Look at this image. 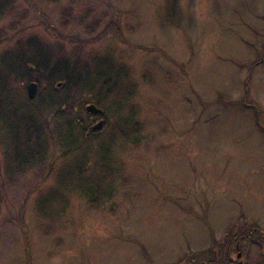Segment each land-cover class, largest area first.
I'll use <instances>...</instances> for the list:
<instances>
[{"label":"rangeland","instance_id":"374dc122","mask_svg":"<svg viewBox=\"0 0 264 264\" xmlns=\"http://www.w3.org/2000/svg\"><path fill=\"white\" fill-rule=\"evenodd\" d=\"M14 4L15 28L13 16L0 18L13 114L30 82L16 80L10 59L18 39L78 85L54 84L59 97L77 91L72 115L87 119L80 105L103 77L117 91L100 94L103 129L65 157L46 140L43 163L15 174L17 138L1 136L0 264H202L244 229L251 239L237 253L255 264L264 247V0ZM101 164L115 173L91 207L79 187Z\"/></svg>","mask_w":264,"mask_h":264},{"label":"trees","instance_id":"16d2710c","mask_svg":"<svg viewBox=\"0 0 264 264\" xmlns=\"http://www.w3.org/2000/svg\"><path fill=\"white\" fill-rule=\"evenodd\" d=\"M42 1L46 3H57L61 0ZM14 6L15 4L13 5V0H0V18L8 15L14 17ZM65 12L66 13L61 12L62 18L60 20V25L62 26L65 25V23L67 22V15L70 14L67 11ZM70 18L71 20H73L72 16ZM18 22L19 20L14 17V21L10 22V29H14L16 23ZM78 23L80 22L78 21ZM90 27L91 28L85 27L84 30H87V32H89L93 26ZM3 34L4 28L0 27V44L2 43L3 39L6 40L8 38ZM31 45L24 46L21 39H18L14 42L13 48L11 50L14 53L10 57V59L13 60V62L15 63V67H17L16 80L20 81L26 77V80L34 81L38 87L37 93L34 98L29 99L24 95L26 104L22 106L23 110L21 114H13L14 111L12 110L14 108L11 109L8 107V104L10 102V98L8 97V95L11 92V89H8V86L5 83L6 79H8L10 75V68L4 67L0 75V138L2 135H5L6 138H11V136H16L17 138L15 142H13L15 143V145L12 142H9V148L13 153L12 158L16 163L14 164L15 174H21L25 170H28V167H35L43 163L44 151L47 147L46 140H49L51 144H57L62 150L61 157H65L66 154L70 152L74 153V151L78 149L79 145L83 146V144L86 142V136L88 137L89 135L99 132L105 125V120H103V109L100 114L88 113L85 110V106L87 105L86 102H83L80 105L81 111L87 117L86 120L79 114L72 115L73 112H76L73 97L75 94H77V91L73 88H69L66 92L67 94L59 97L56 95V92L59 90L57 86L61 84H58L56 86H54V84L55 82H62L61 87H63V84L64 86L68 87L67 85L69 84V86H76V89H78V85L70 84V82H72V77L69 78L67 72L63 70L62 65H54L51 68H47L46 65H44L45 62H43L42 60L43 57H40V47L37 45V47ZM58 51L57 53H59ZM9 53L10 52H6L5 54L7 55ZM6 55L3 58L1 57L0 60L4 62L7 57ZM31 73H34L35 76L31 77L29 75ZM77 73L79 74V71ZM79 78V82H82V78L80 76ZM103 78V81L99 83L98 87L96 88V97H93L90 102L87 101L89 104L92 103L98 108H102V97L100 96V94L103 93L104 99L117 89V83L113 82L110 77ZM42 82H44V84ZM102 90L105 91L102 92ZM125 93L128 94L130 92L128 91ZM58 117H63V119L60 118L62 121H60V125L58 126L59 128H55L53 127L54 125L53 123L51 124L49 119H57ZM91 117H93V119H91ZM96 119L102 120V124L99 128H95ZM17 128L23 130V132L21 131V135H17V133L13 132V130ZM132 128L133 133H136L138 131V126L136 124L132 126ZM121 134L122 136L126 135L122 131ZM3 143V140L0 139L2 154L5 157L8 151L6 149L7 147L4 146ZM114 173L115 172L113 171V169L106 166V164H101L98 165L96 173L92 178L82 179V185L79 187V190L80 193L83 194L84 199L87 201L88 205H90L91 207H97L99 206V204L97 203L103 202L105 200V197L107 195L104 194V190L106 189V187H103V185L112 180V178L114 177ZM11 174H13V170ZM36 215L39 217V219H48L50 217L54 218L48 213L45 214L43 212H40L39 210L36 211ZM245 233L246 229H244L242 232L237 231L235 235L240 234L244 236ZM206 261L208 262V260Z\"/></svg>","mask_w":264,"mask_h":264},{"label":"flooded vegetation","instance_id":"af4514ba","mask_svg":"<svg viewBox=\"0 0 264 264\" xmlns=\"http://www.w3.org/2000/svg\"><path fill=\"white\" fill-rule=\"evenodd\" d=\"M93 119V117H91ZM99 119H96L95 121L97 122ZM251 239L248 234H244V236L237 234L234 235L233 239L227 244V248H225L223 256L220 257L219 259L216 257V255H213L212 257L208 258V262H202V264H240L239 261L241 260L242 253L237 256V250H238V244L239 242H244L246 240ZM229 245V246H228ZM230 246H232L230 248ZM259 245V253H260V258L255 262V264H264V247L262 251V247ZM242 264H246L245 261H242Z\"/></svg>","mask_w":264,"mask_h":264},{"label":"water","instance_id":"95a60500","mask_svg":"<svg viewBox=\"0 0 264 264\" xmlns=\"http://www.w3.org/2000/svg\"><path fill=\"white\" fill-rule=\"evenodd\" d=\"M36 92H37V84L33 81H30L27 83L26 85V95L29 99H32L34 98V96L36 95ZM85 110L88 112V113H91V114H99L101 113V109L96 107L94 104L90 103V104H87L85 106ZM102 124V120H98L96 123H95V128H99ZM241 254V252H238L237 253V256H239ZM240 264H242V260L239 261Z\"/></svg>","mask_w":264,"mask_h":264}]
</instances>
